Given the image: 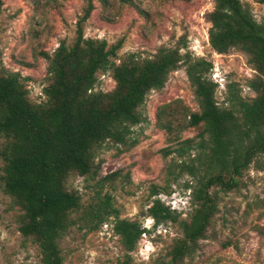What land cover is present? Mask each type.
Here are the masks:
<instances>
[{
  "label": "rangeland",
  "instance_id": "1",
  "mask_svg": "<svg viewBox=\"0 0 264 264\" xmlns=\"http://www.w3.org/2000/svg\"><path fill=\"white\" fill-rule=\"evenodd\" d=\"M89 0H0V62L9 72L24 78L28 99L33 104L46 100L47 61L61 42L75 40L76 23ZM93 9L83 24L85 38L104 40L107 49L121 41L114 61L126 55L152 56L161 48L181 47L182 55L203 58L212 64L208 78L217 85L218 106L227 105L229 89L250 100L255 93L248 81L256 76L247 56L238 50L215 53L208 43L210 24L206 14L214 0H90ZM258 23L264 22V5L259 0H239ZM94 91L110 92L115 87L111 72H98ZM180 101L190 112H199L184 67L170 73L160 91H151L140 109L144 121L132 127L134 145L124 149L110 143L98 151L94 176L71 174L66 186L80 196L81 209L73 214L76 223L57 240L62 264H167L168 251L181 237L171 221L154 227L147 210L154 200L187 220L193 204V183L179 163L196 159L199 172L205 168L207 135L202 127L186 128L169 141L156 125L158 108ZM184 124V123H183ZM190 139L189 144H184ZM3 138L0 137V148ZM187 147L179 156L176 150ZM198 147V148H197ZM2 162L0 160V175ZM157 192V194H153ZM109 205L103 207L105 198ZM218 212L196 251L183 264H264V154L253 159L239 186L230 192L217 191ZM94 213L102 218L97 224ZM108 213H112L106 217ZM19 209L0 189V264H40L39 248L23 238L18 228ZM114 215L137 221L147 232L135 248L126 252L113 234ZM224 243L229 246L223 247Z\"/></svg>",
  "mask_w": 264,
  "mask_h": 264
},
{
  "label": "trees",
  "instance_id": "2",
  "mask_svg": "<svg viewBox=\"0 0 264 264\" xmlns=\"http://www.w3.org/2000/svg\"><path fill=\"white\" fill-rule=\"evenodd\" d=\"M259 2L264 5V0ZM92 9L89 0L76 23L72 45L61 42L52 54L42 53L49 78L43 89L45 102L31 103L24 78L0 62V189L19 209L17 230L37 245L40 264H62L57 240L76 223L72 216L81 209L80 196L66 186L67 179L71 174L96 175V155L108 143L132 147V127L145 120L140 109L146 96L163 89L168 75L184 67L199 112H190L180 101L163 104L156 112V125L172 142L184 129L202 127L199 136L206 134L207 141L198 147L208 149L206 166L199 172L200 154L178 165L193 180L185 185L193 204L187 220H179L159 199L147 210L154 227L176 223L181 237L168 251L167 264H183L205 238L218 212L217 191L235 190L253 159L264 154V22H256L239 0H214L213 10L206 14L211 49L217 54L241 51L256 72L248 81L253 99L241 98L229 89L227 105L220 107L214 97L217 85L208 78L210 62L182 55L181 47H161L150 57L129 54L116 63L113 59L121 41L107 49L106 41L83 35ZM108 71L114 89L94 91L97 73ZM187 151V147L176 150L179 156ZM108 199L104 208L110 207ZM94 216L100 224L99 213ZM114 218L113 234L126 252L133 251L147 231L137 221Z\"/></svg>",
  "mask_w": 264,
  "mask_h": 264
}]
</instances>
